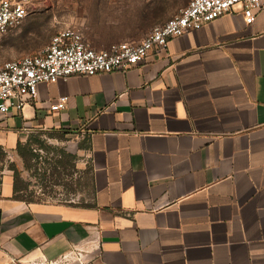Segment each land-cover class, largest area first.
<instances>
[{
  "label": "crops",
  "instance_id": "0c3cea01",
  "mask_svg": "<svg viewBox=\"0 0 264 264\" xmlns=\"http://www.w3.org/2000/svg\"><path fill=\"white\" fill-rule=\"evenodd\" d=\"M190 1L95 0L74 28L96 50L139 43ZM73 133L90 199L26 203L4 175L0 264H80L76 251L84 264H264V8L247 25L236 7L126 73L41 84L0 115L9 152Z\"/></svg>",
  "mask_w": 264,
  "mask_h": 264
},
{
  "label": "built area",
  "instance_id": "2783aa9c",
  "mask_svg": "<svg viewBox=\"0 0 264 264\" xmlns=\"http://www.w3.org/2000/svg\"><path fill=\"white\" fill-rule=\"evenodd\" d=\"M33 3L34 0H0V39L25 22ZM236 7H241L246 24L252 25L264 8V0H191L178 15L153 29L141 42L113 45L106 50L94 49L81 29H65L43 51L0 66V115L22 112L29 100L37 98L41 84L77 76L126 73L152 55L167 53L173 40L200 30ZM67 101L66 97L60 98L50 105V111L64 110ZM75 258L84 264L86 256L76 251Z\"/></svg>",
  "mask_w": 264,
  "mask_h": 264
},
{
  "label": "rangeland",
  "instance_id": "374dc122",
  "mask_svg": "<svg viewBox=\"0 0 264 264\" xmlns=\"http://www.w3.org/2000/svg\"><path fill=\"white\" fill-rule=\"evenodd\" d=\"M94 1L34 0L25 22L0 39V66L43 51L59 32L83 24V13ZM22 147L23 157L4 146L0 150V181L4 175H11L19 200L84 204L90 199L92 171L86 136L34 134Z\"/></svg>",
  "mask_w": 264,
  "mask_h": 264
},
{
  "label": "trees",
  "instance_id": "16d2710c",
  "mask_svg": "<svg viewBox=\"0 0 264 264\" xmlns=\"http://www.w3.org/2000/svg\"><path fill=\"white\" fill-rule=\"evenodd\" d=\"M36 142H38V141L36 140ZM1 148H2V146L0 145V150H2ZM17 152H18L19 155H21L22 157L24 156L25 148L22 147V144H19L18 149H17ZM2 156L5 157V154L2 153ZM0 157H1V156H0ZM15 191H16V193H18V189H17V187L15 188Z\"/></svg>",
  "mask_w": 264,
  "mask_h": 264
}]
</instances>
